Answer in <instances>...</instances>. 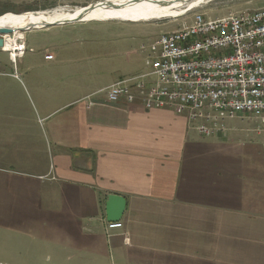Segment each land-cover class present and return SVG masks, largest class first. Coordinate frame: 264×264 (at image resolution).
<instances>
[{
  "label": "crops",
  "instance_id": "0c3cea01",
  "mask_svg": "<svg viewBox=\"0 0 264 264\" xmlns=\"http://www.w3.org/2000/svg\"><path fill=\"white\" fill-rule=\"evenodd\" d=\"M6 54L0 263L264 264V138L243 145L230 121L204 137L170 110L110 104L98 92L120 76L71 94L59 66ZM108 195L126 201L121 229H107Z\"/></svg>",
  "mask_w": 264,
  "mask_h": 264
},
{
  "label": "built area",
  "instance_id": "2783aa9c",
  "mask_svg": "<svg viewBox=\"0 0 264 264\" xmlns=\"http://www.w3.org/2000/svg\"><path fill=\"white\" fill-rule=\"evenodd\" d=\"M0 38L13 63L23 56V42L6 50L7 36ZM147 53L146 73L98 92L108 103L139 101L147 110H170L204 137L224 134L228 121L246 115L260 123L256 133L264 135V7L215 19L193 14L160 34ZM91 98L85 99L87 108L94 106ZM106 226L122 228L120 221Z\"/></svg>",
  "mask_w": 264,
  "mask_h": 264
},
{
  "label": "rangeland",
  "instance_id": "374dc122",
  "mask_svg": "<svg viewBox=\"0 0 264 264\" xmlns=\"http://www.w3.org/2000/svg\"><path fill=\"white\" fill-rule=\"evenodd\" d=\"M102 1L106 0H0V17L6 14L19 16L25 13L47 12L58 8H84ZM263 7L264 0H210L183 14L175 13L174 17L166 16L158 20L137 22L98 20L49 26L22 31L20 33L23 38L19 40L26 46L25 65L33 66L38 62L40 64L44 58L52 68L55 65L59 66L58 68L65 71L68 78L75 81L72 88L68 86V90L71 94H76L92 90L98 83L110 77L120 76L124 79V76L131 72L124 66L133 64L143 67L150 44L155 42L160 34L173 31L181 23L189 21L193 14L198 13L215 19L229 13L253 12ZM11 34L1 35H6L7 41L17 38L15 34ZM37 46L42 51L38 50ZM30 49L36 50V54H30ZM45 49L48 52H44ZM2 57L9 58L8 54ZM147 71L146 67L145 73ZM228 126L241 133L243 145H246V142L252 143L250 137H253V144H258L254 137H257L260 144L264 138L263 134L256 133V129L261 127L260 123L249 116L238 115L230 120Z\"/></svg>",
  "mask_w": 264,
  "mask_h": 264
},
{
  "label": "bare ground",
  "instance_id": "6f19581e",
  "mask_svg": "<svg viewBox=\"0 0 264 264\" xmlns=\"http://www.w3.org/2000/svg\"><path fill=\"white\" fill-rule=\"evenodd\" d=\"M210 0H122L105 1L91 4L90 7L65 9L58 8L47 12L25 13L19 16L6 14L0 17V34L8 31L17 36L6 41V50L18 46L17 41L23 38L22 31L39 29L41 23H62L73 20L74 23L90 21H150L170 16L175 13L188 12ZM18 39V40H17Z\"/></svg>",
  "mask_w": 264,
  "mask_h": 264
},
{
  "label": "water",
  "instance_id": "95a60500",
  "mask_svg": "<svg viewBox=\"0 0 264 264\" xmlns=\"http://www.w3.org/2000/svg\"><path fill=\"white\" fill-rule=\"evenodd\" d=\"M109 1V0H106ZM136 1V0H135ZM105 2V1H103ZM91 5L84 7L83 9H86L90 7ZM72 24L74 23L73 20L70 21H64L62 23H41L38 28L43 29L45 27L49 26H56V25H66V24ZM7 34H11V31H8ZM1 36V34H0ZM3 47V40L0 38V49ZM126 206V201L124 198L117 196V195H108L107 196V202L105 206V217L107 222H118L120 221L124 210Z\"/></svg>",
  "mask_w": 264,
  "mask_h": 264
}]
</instances>
